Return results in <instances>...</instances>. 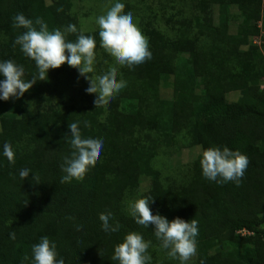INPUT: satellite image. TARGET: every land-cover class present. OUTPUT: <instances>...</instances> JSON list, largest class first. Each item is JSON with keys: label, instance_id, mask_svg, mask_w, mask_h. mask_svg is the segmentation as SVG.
<instances>
[{"label": "trees", "instance_id": "16d2710c", "mask_svg": "<svg viewBox=\"0 0 264 264\" xmlns=\"http://www.w3.org/2000/svg\"><path fill=\"white\" fill-rule=\"evenodd\" d=\"M172 1L180 6L178 18L165 25L141 20L152 58L122 68L117 80L126 87L106 106L62 95L67 63L49 69L48 79L19 99H0V264H34L32 246L43 236L65 264H118L114 246L133 231L150 241L149 264H180L160 246L154 225H137L129 214V204L144 197H152L154 215L198 221L197 252L186 264H264V30L258 26L264 0ZM18 13L34 22L41 17L49 31L75 24L66 41L83 33L95 38V53L100 49L99 30L82 31L73 0H0V62L22 65L26 82L38 70L13 47L25 31L12 26ZM162 89L171 99L161 97ZM234 92L240 98L228 101ZM73 122L82 138L101 139L103 147L83 180L61 183ZM4 143L12 145L14 164L3 155ZM225 146L249 160L239 186L202 174V152ZM196 148L184 172L164 179L166 162ZM24 168L31 171L22 180ZM100 213H111L119 231H103Z\"/></svg>", "mask_w": 264, "mask_h": 264}, {"label": "clouds", "instance_id": "9594fccd", "mask_svg": "<svg viewBox=\"0 0 264 264\" xmlns=\"http://www.w3.org/2000/svg\"><path fill=\"white\" fill-rule=\"evenodd\" d=\"M125 5L117 2L104 15H100L96 23L99 26L100 46L112 57L117 64L128 66L130 69L152 58L149 50L148 39L142 34L133 22L131 12L124 13ZM58 8L57 11H62ZM13 28L24 29L15 38L13 47L19 46L22 53L35 62L37 75L30 81H25L22 65L13 60L0 62V74L5 79L0 81V99H19L38 80H47L49 69L59 68L64 63L78 70L79 75L89 81L86 92L96 93L94 104L96 108L106 106L110 100L126 87V81L117 80V68L111 67L105 74L99 76L87 75L94 72L96 40L92 36L83 33L77 36L75 42L65 39L66 33H76L75 24H69L62 32L59 28L49 31L47 23L37 17L35 22L18 13L13 19ZM36 26H39L38 29ZM67 53V54H66ZM47 77V79H46ZM79 122L69 124V141L73 149L70 157H65L61 165L65 175L61 183H70L72 180L84 179L89 167H94L100 158L103 141L95 138H82ZM84 126L91 127L90 122L85 121ZM68 134L66 133L65 136ZM3 155L11 164L15 163V153L10 143H4ZM202 174L209 180L219 182L233 181L240 185L245 175L249 160L246 155L228 147H210L202 152L200 160ZM30 169L24 168L19 172L22 180L27 178ZM152 197H144L131 202L128 206L129 214L137 225L148 228L154 225V235L160 240L161 247L167 249L168 256L186 262L196 255V237L198 236V221L191 219L185 221L176 217L169 221L159 214L154 215L149 207ZM111 213L99 214L101 227L105 232H117L120 225L110 223ZM79 230V226L77 228ZM15 239V233L10 234ZM150 241H145L138 232H128L123 241L114 246V254L111 259L118 264H149L151 256L148 254ZM34 264H65V260H57L56 244L47 236H43L39 243L32 246ZM27 255L24 260H27Z\"/></svg>", "mask_w": 264, "mask_h": 264}, {"label": "rangeland", "instance_id": "374dc122", "mask_svg": "<svg viewBox=\"0 0 264 264\" xmlns=\"http://www.w3.org/2000/svg\"><path fill=\"white\" fill-rule=\"evenodd\" d=\"M131 9L124 8V13L131 12L133 22L140 29V22L143 18L146 20L161 21L165 25L166 20L176 19L179 17L180 6L172 0H127ZM124 3L126 0H73V13L77 16L78 22L83 32L99 30L96 23L100 15L106 12L115 3ZM179 6V7H178ZM183 13H187L184 11ZM258 26L264 30V4L260 12ZM232 27V32H234ZM253 43V41H252ZM264 55V50H262ZM94 72L87 75L99 76L105 74L111 67L117 68V76L121 73V66L116 63L114 57L108 54L101 46L95 53ZM89 87V81L75 68H68L61 79V93L64 96L72 97L76 102H86L89 99L95 100L96 93L89 94L86 89ZM161 97L163 99H171V92L167 89H162ZM240 98L239 93H230L227 95L228 101H237ZM199 154V149H181L173 158L166 162L162 169L164 179L171 181L177 178L179 172H184L192 163L195 157ZM170 179V180H169ZM142 190H140V193ZM263 207V205H262ZM245 234V233H242ZM194 257V256H193ZM191 257L188 261L192 260Z\"/></svg>", "mask_w": 264, "mask_h": 264}, {"label": "built area", "instance_id": "2783aa9c", "mask_svg": "<svg viewBox=\"0 0 264 264\" xmlns=\"http://www.w3.org/2000/svg\"><path fill=\"white\" fill-rule=\"evenodd\" d=\"M253 44L260 46L261 45V37H255V38H253ZM262 89H264V84L262 86ZM241 233H246V232L243 231Z\"/></svg>", "mask_w": 264, "mask_h": 264}]
</instances>
